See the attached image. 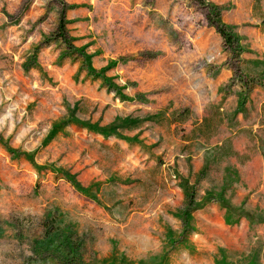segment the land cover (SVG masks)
I'll use <instances>...</instances> for the list:
<instances>
[{"label": "rangeland", "instance_id": "1", "mask_svg": "<svg viewBox=\"0 0 264 264\" xmlns=\"http://www.w3.org/2000/svg\"><path fill=\"white\" fill-rule=\"evenodd\" d=\"M62 3L76 6L65 10L67 29L73 47L90 60L53 36ZM209 3L240 38V61L209 25ZM251 6L252 0H205L204 6L194 0H0V264H56L38 249L50 214L74 227L88 264H106L112 254L157 264L165 252L166 264H264L263 97L250 94L246 115L228 127L243 78L234 69L255 81L264 74V37L247 32L256 22H239ZM250 55L263 58L259 70L245 58ZM88 61L99 72L112 67L88 82L80 77ZM185 109L189 120L174 122L173 114ZM162 110L159 122L122 130L129 142L76 125L50 135L69 120L98 128L118 116L142 119ZM228 140L238 156L214 164L199 181L214 147ZM229 165L239 172L226 194L232 223L212 200L194 211L185 229L178 217L187 204L181 179L201 203L208 191L223 188ZM66 172L83 187L97 184L90 197Z\"/></svg>", "mask_w": 264, "mask_h": 264}, {"label": "trees", "instance_id": "2", "mask_svg": "<svg viewBox=\"0 0 264 264\" xmlns=\"http://www.w3.org/2000/svg\"><path fill=\"white\" fill-rule=\"evenodd\" d=\"M198 5L204 6L205 0H194ZM255 2H260L264 0H254ZM76 6H67L65 3H62V10L60 13L59 18V24L57 26V29L54 33V37L56 40H61L63 43L66 44L67 49H69L71 52H77L79 54L83 55V50L75 49L72 45V42L74 41L73 38L69 36V31L67 29V21L65 19V10L67 8H73ZM209 10L207 13V19L209 22V25L213 26L216 30V32L222 37L224 41V46L227 49H230L233 55H237L236 59L237 61H240L238 59V56L241 54L243 49L239 45L240 38L234 33V27L226 25L221 20V9L213 4L209 3ZM36 56V55H35ZM85 59H91V56L85 57ZM115 64V63H113ZM88 66V74L92 78L101 77L104 78L103 74L112 66H109L105 70L96 71L91 67L90 62L86 63ZM28 68V66H26ZM36 68V65H35ZM235 74L237 77L242 78V86H241V92L238 94V100H237V107L234 111V116L232 120L228 123L229 128L235 127V121L237 120V117L239 114L246 115L247 113V104L250 102V94L254 87L256 85L263 86L262 82L264 80V74L262 73L259 78L255 81V78L253 76L248 75H242V71L240 67H236ZM239 73V74H238ZM123 100L133 101L134 99L123 96L121 97ZM165 111H159L156 114L148 115L142 119H137L133 117H116L115 121L103 128H94V127H88L85 124H79L78 122L74 120H69L65 123H62L60 127L53 128L51 132V137L58 132L59 129L63 128L67 125H78L82 128L91 129V131H94L95 133H98L102 135L105 138L114 136L116 138L122 139L126 142H129L131 139L125 135H123L121 132L122 130H136L144 123L148 122H159L163 116H165ZM189 110L185 109L181 111L180 113H174L172 120L174 122L179 121V123H185L189 120ZM221 117V116H220ZM209 120V117L203 118L201 124H206ZM199 124V126L201 125ZM196 128V125H194L193 130ZM241 133V131H240ZM134 138H137L134 137ZM7 150L15 154V150H12L7 147ZM20 156V154H19ZM23 156L29 160L33 161V156L27 153H24ZM238 153L234 150L232 143L230 140L227 142L216 145L213 149V158L211 160H207L204 164V166L201 168V170L198 172L197 179L200 181L204 177H206L209 172L211 171V168L214 164L218 163L219 161L229 158V157H237ZM40 170L46 169V166L37 167ZM66 180L81 194L86 195L88 197L89 193L93 190L94 187H96L97 184H90L87 187H83L79 181H77L76 177L74 175H71L69 172L63 173ZM223 179H224V186L223 188L216 192L213 190H210L206 193L205 197L202 198L201 203H197L196 198V192L194 189L190 187V183L187 179H181L180 187L184 191V195L187 201L186 208L179 214V218L182 220L185 229H190V224L193 222L194 217L193 213L194 211L201 209L204 207V205L208 204L212 200H216L220 204H222V208L227 211V221L229 224L232 223V217H229V212L232 211L233 207L230 203V199L226 197L227 191L229 190L231 184L236 183L235 181L239 179V172L232 166H226L224 168L223 172ZM94 199V198H93ZM95 200V199H94ZM244 205V203H243ZM243 207V206H242ZM240 216L238 215L237 218ZM43 230L44 235L42 236V239L38 242V249H40V255L43 258L51 259L56 264H88L86 261L85 256V249H84V243L82 238L78 235L77 231L74 230V227L70 224L60 225L57 224L55 219L52 218V215H48L46 220L43 223ZM174 243V241L172 242ZM168 259V253H164V255L161 257L160 262L157 264H166ZM106 264H141V263H133L131 261H127L124 258H121L120 260L117 259V256L112 254L107 260Z\"/></svg>", "mask_w": 264, "mask_h": 264}, {"label": "crops", "instance_id": "3", "mask_svg": "<svg viewBox=\"0 0 264 264\" xmlns=\"http://www.w3.org/2000/svg\"><path fill=\"white\" fill-rule=\"evenodd\" d=\"M256 10V11H255ZM255 12V13H254ZM242 17H241V19L239 20V22H247V21H250V22H256V26L255 27H250V28H248L247 29V32H251V33H257L259 36H263L264 37V1H260V2H255V1H253L252 0V6H251V8H250V13H248V14H245V12L244 13H242V15H241ZM225 21H227V19L225 18ZM230 23H238V21L237 20H235V21H229ZM264 41V40H263ZM259 46H261L262 48H264V43H262L261 45H259ZM60 54H62V51H61V53H59L58 54V56L55 58V61H57L58 59H59V57L61 56ZM65 56V55H64ZM251 57H245L247 60H250V62H251V64H252V66H254V67H256L258 70H259V68H261V66L262 65H260L259 64V61L260 60H263V58L262 57H253L252 55H250ZM258 59V60H257ZM255 61V62H254ZM253 62V63H252ZM70 63H71V61H70ZM67 64V61L65 60L64 62H63V66L64 65H66ZM77 68H79V67H77ZM40 68H36V70H39ZM76 70H78V69H76ZM80 77H82V78H85V79H87V81L88 82H95V81H97V79L96 78H92V77H90L89 75H88V71H86V70H83V71H81L80 72ZM263 85H264V80H263ZM260 95L263 97V101L262 102H260V105L261 104H263L264 103V86L262 87V86H260V85H256L255 87H254V89L252 90V92H251V99L253 100L254 99V96H259L260 97ZM79 123V122H78ZM79 124H81V123H79ZM145 124V123H144ZM61 126V125H60ZM60 126H57V127H60ZM72 126V125H71ZM75 126V125H74ZM77 127H80V126H78V125H76ZM87 126H88V124H87ZM109 126V125H108ZM88 127H94V128H97L96 127V125H89ZM104 126H102V127H98V128H103ZM105 127H107V126H105ZM55 128V127H54ZM141 128V127H140ZM140 128H138L139 130H140ZM64 129V127L63 128H61V129H59L58 130V132H56L53 136H52V138H54L58 133H61L62 132V130ZM83 129H85V130H88V131H90V132H94V131H91V129H86V128H83ZM137 129V130H138ZM53 130V129H52ZM95 133V132H94ZM51 134V133H50ZM98 134V133H97ZM98 135H100V134H98ZM102 136V135H101ZM103 137V136H102ZM103 138H105V137H103Z\"/></svg>", "mask_w": 264, "mask_h": 264}]
</instances>
